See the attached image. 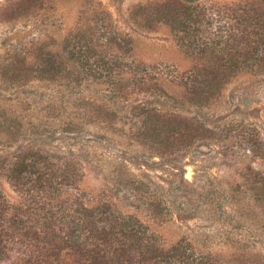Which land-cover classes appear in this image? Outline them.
I'll list each match as a JSON object with an SVG mask.
<instances>
[{
	"label": "rangeland",
	"instance_id": "374dc122",
	"mask_svg": "<svg viewBox=\"0 0 264 264\" xmlns=\"http://www.w3.org/2000/svg\"><path fill=\"white\" fill-rule=\"evenodd\" d=\"M158 1L0 0V193L11 210L0 264H94L121 228L196 259L264 264L263 17L243 22L234 58L225 49L237 8L264 0H190L206 12L189 34L158 20ZM95 53L121 66L106 71ZM217 58L226 73L230 59L238 66L189 91ZM145 107L185 122V139L140 137ZM37 155L46 161L15 177Z\"/></svg>",
	"mask_w": 264,
	"mask_h": 264
},
{
	"label": "trees",
	"instance_id": "16d2710c",
	"mask_svg": "<svg viewBox=\"0 0 264 264\" xmlns=\"http://www.w3.org/2000/svg\"><path fill=\"white\" fill-rule=\"evenodd\" d=\"M200 4H194L190 0H161L156 2L157 9L155 10L156 15L158 16V20L161 22L169 24L173 30H180L183 31L184 33L189 34V32L193 29H195L194 24L198 25V23H203L201 17H204V14L206 10L203 8H200ZM260 5L255 7H242L239 6L237 8V19L235 23L229 27V33H230V38L232 37L234 40L232 43H226L225 49L226 52H229L230 54L232 53V57L234 58V54L237 51H233L234 48L236 47L234 43H241V41L249 39V36L247 37L248 32H244L245 30L241 29L244 24L243 22L246 20L251 19L253 15L256 14V16H261L263 17L260 21L258 22V27L260 28L256 32H254L255 35V43L254 46L257 47V52L261 51V49L264 50V9L260 10ZM252 15V13H254ZM252 15V16H251ZM201 21V22H200ZM242 25V27H241ZM194 26V27H193ZM200 28V27H199ZM198 28V29H199ZM198 33H201L200 30L196 31ZM243 32V33H242ZM242 33V34H240ZM249 34V33H248ZM83 35L82 34H77L74 35L72 38V43L74 45V49L76 50V54L80 57H85V53L88 52L84 48V46L81 44L80 40L82 39ZM114 40V39H113ZM229 42V41H228ZM118 45L120 46V41H116ZM217 45L215 47L214 52L217 49ZM203 50H205L203 48ZM219 50V49H218ZM93 49L91 48V53ZM245 51V50H244ZM75 56V54H72ZM91 56L90 54L86 55ZM218 59V58H217ZM95 61L98 62L97 65H99L100 68L104 69L107 71H110L111 69L115 67H120L121 64L116 62L115 60L107 61V62H102L97 58V54L95 53ZM219 59L215 60V67H212V69H209L207 67H203L201 69H198L197 72L198 74H194L192 80H195L193 83V86L189 88V91L193 93H199L205 92L210 89L212 86L213 82L217 83L220 82L221 79L219 77H223L222 75L224 74L225 76H229L231 72L233 71L234 68L238 66L237 61L231 60L229 62V70L228 73L225 72V70L220 69L221 67L219 66ZM82 65L84 68H86L88 71L93 69V65H89L86 59H83ZM96 67V66H95ZM91 68V69H90ZM217 68H219L217 72ZM149 109L147 107L144 108V112L148 113L145 116L143 122H142V127L140 129L139 135L142 138H145L148 136L149 132H151L152 138H159L161 136V133L156 134L157 128H159L162 131H167L169 134H172L173 137L178 139L184 138L185 139V131L187 129V124L185 122H181L178 117L171 113L167 112H153L148 111ZM156 134V135H155ZM157 136V137H156ZM165 142L164 144L166 147L170 146L171 144H174L173 141H170V136L166 135L164 136ZM46 158H42V156L37 155V157L33 158H28V156L23 157L19 162L18 165L14 164L15 172H17L15 177H20L23 174L27 172H33V167H36V165L39 162H45ZM17 166V167H16ZM14 172V173H15ZM43 177V175L41 174ZM57 185V184H56ZM58 189H60L59 185H57ZM56 186L54 187V190ZM9 202L5 199H2V193H0V238L2 236V231L4 230V214L7 212L11 211L8 207ZM124 227V226H122ZM121 233H123V238L119 240L118 246L115 248L113 251L112 255H107L100 253L97 255V257L94 259V264H216L214 260L211 259H205V257H202L200 259H196V257L189 255L187 252V248L182 245H177L173 246L171 249L168 250H162L154 245H150L148 240L145 239L144 235H140L139 231L137 230H127L126 228H121ZM124 229V231H123ZM102 237L104 238V241L107 239V233L106 230L102 231ZM83 253L89 254L90 250H86ZM113 254H115L113 256ZM48 255V254H47ZM83 257H85L84 254H82ZM49 257V255H48ZM34 260L32 258H28L26 260V263L29 264V262H33ZM91 261V258H90ZM34 264H40V262H36ZM261 264V263H258Z\"/></svg>",
	"mask_w": 264,
	"mask_h": 264
}]
</instances>
